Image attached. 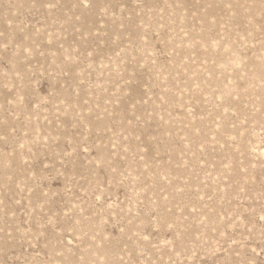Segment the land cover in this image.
Returning a JSON list of instances; mask_svg holds the SVG:
<instances>
[{
	"label": "rangeland",
	"instance_id": "obj_1",
	"mask_svg": "<svg viewBox=\"0 0 264 264\" xmlns=\"http://www.w3.org/2000/svg\"><path fill=\"white\" fill-rule=\"evenodd\" d=\"M0 264H264V0H0Z\"/></svg>",
	"mask_w": 264,
	"mask_h": 264
}]
</instances>
